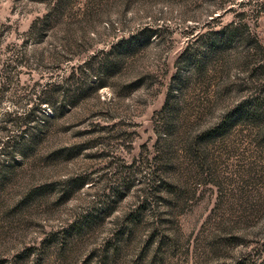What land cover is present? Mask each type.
<instances>
[{"label": "rangeland", "instance_id": "1", "mask_svg": "<svg viewBox=\"0 0 264 264\" xmlns=\"http://www.w3.org/2000/svg\"><path fill=\"white\" fill-rule=\"evenodd\" d=\"M0 264H264V0H0Z\"/></svg>", "mask_w": 264, "mask_h": 264}, {"label": "trees", "instance_id": "2", "mask_svg": "<svg viewBox=\"0 0 264 264\" xmlns=\"http://www.w3.org/2000/svg\"><path fill=\"white\" fill-rule=\"evenodd\" d=\"M227 36V33L224 31V29H221V30H218V31H215V32H211L210 33V37H216V38H212L214 41L218 38H223V37H226ZM214 44V43H212ZM209 50H211V46L208 47ZM209 50L207 49V55H209ZM249 114H247L248 116ZM89 223V222H88ZM84 225H87V224H84ZM78 227H83L82 224H79Z\"/></svg>", "mask_w": 264, "mask_h": 264}]
</instances>
